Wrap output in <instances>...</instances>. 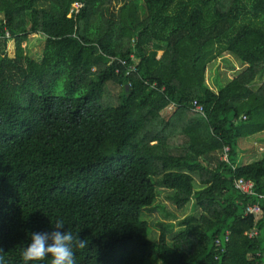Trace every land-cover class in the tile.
I'll return each instance as SVG.
<instances>
[{
	"label": "trees",
	"instance_id": "obj_1",
	"mask_svg": "<svg viewBox=\"0 0 264 264\" xmlns=\"http://www.w3.org/2000/svg\"><path fill=\"white\" fill-rule=\"evenodd\" d=\"M119 1L0 0V264L58 219L76 264H264V154L238 162L264 135V0ZM223 53L243 69L213 91ZM157 188L192 214L159 222Z\"/></svg>",
	"mask_w": 264,
	"mask_h": 264
},
{
	"label": "rangeland",
	"instance_id": "obj_2",
	"mask_svg": "<svg viewBox=\"0 0 264 264\" xmlns=\"http://www.w3.org/2000/svg\"><path fill=\"white\" fill-rule=\"evenodd\" d=\"M119 1V0H117ZM119 2H116V4H119ZM1 16V15H0ZM13 44L14 41H13ZM26 46V44L24 45V47ZM12 51V52H11ZM5 52H8V56H12L15 53V46H13V49L10 50L9 48V44L5 49ZM239 60L237 58H235L234 56H231L227 53H223L221 56L217 57L216 59L212 60L208 66H207V70H206V74H205V83L206 85L213 91H215L217 89V86L215 84V78L218 77L219 80H222L224 82H227L228 80H231L233 78H235L236 76H238L240 74V70L243 69L242 66H240L238 63ZM242 67V68H241ZM174 112V108H169L166 110V112L163 114L165 117L170 116L172 113ZM260 141V140H259ZM247 144V145H245ZM243 147L246 148V151L251 153V155H249V157L247 155H244V158H242V162L241 164H246V163H252L257 161L258 159L262 158L263 154H264V144L261 143V146L259 147H254L251 146V144L249 143V141H246L243 143L242 145ZM241 147V146H240ZM254 147V148H253ZM244 154V153H243ZM156 193H157V204H156V211H154L152 213L153 216L156 217L157 220H159V222L164 223V224H174L176 222L181 221L184 217L189 216L192 214V212L190 211V207H187L186 209L183 210V212L178 213L175 211L174 207L172 206V204H170V202H168L167 199V193H164L163 189H156ZM158 197H161L158 200ZM162 207H165V209H167L168 211H170L171 213H173L174 215H177V218L179 219L178 221H171L168 218H166L164 215L165 213L162 212ZM150 215V216H152ZM177 227V225L175 226Z\"/></svg>",
	"mask_w": 264,
	"mask_h": 264
},
{
	"label": "clouds",
	"instance_id": "obj_3",
	"mask_svg": "<svg viewBox=\"0 0 264 264\" xmlns=\"http://www.w3.org/2000/svg\"><path fill=\"white\" fill-rule=\"evenodd\" d=\"M125 87L128 88V84H125ZM51 226L52 231L31 234L30 242L22 249L21 253L24 264H29V262L36 264L46 258H50V264H76L74 249H83L86 246V241L79 238V235L74 236L72 232L64 231L63 220L58 219ZM2 251L0 249V252ZM2 259L0 257V260Z\"/></svg>",
	"mask_w": 264,
	"mask_h": 264
},
{
	"label": "built area",
	"instance_id": "obj_4",
	"mask_svg": "<svg viewBox=\"0 0 264 264\" xmlns=\"http://www.w3.org/2000/svg\"><path fill=\"white\" fill-rule=\"evenodd\" d=\"M84 6L83 2H74L72 4V7L70 9V13H69V17H72L76 14L79 13V11L81 10V8ZM2 16H0L1 18ZM6 38H10V34L9 32H6ZM119 61V63L121 64H126L125 61H123L122 59H119V58H115ZM130 70H134L135 69V65H131L129 66ZM191 109V112L193 113H197V114H203V108L201 105H199L197 102H193L192 103V107L190 108ZM230 152V148H226L224 149V156H223V161H227V157H228V154ZM255 181H253L252 179H246L244 177H240L239 179H237L234 183V187L236 189H239L243 194H246V195H255L257 194V191L255 189ZM260 197H263V195H260ZM262 213V208H261V205H260V202L259 201H256V202H252V204H248L246 206V209H245V215L249 216V215H252V216H260ZM258 234V231L257 230H253L249 236L250 237H253V236H256ZM228 237H229V233H227V238L226 240H228ZM217 244L219 245L220 242L219 240L217 239L216 240Z\"/></svg>",
	"mask_w": 264,
	"mask_h": 264
},
{
	"label": "crops",
	"instance_id": "obj_5",
	"mask_svg": "<svg viewBox=\"0 0 264 264\" xmlns=\"http://www.w3.org/2000/svg\"><path fill=\"white\" fill-rule=\"evenodd\" d=\"M174 113V112H173ZM260 140V141H259ZM246 141H249V143L251 144V146H254V147H259V146H261V143L264 141V135L261 133V134H259V135H257V136H252V137H249V138H247V139H245V140H243L242 142H241V144H240V149H239V151H238V154H239V163L241 164V162H242V158H244V155H247L248 157H249V155H251V153H249V152H247L246 151V148L245 147H243L242 145H243V143L244 142H246ZM245 145H247V144H245ZM253 147V148H254ZM244 153V154H243ZM246 164H248V163H246Z\"/></svg>",
	"mask_w": 264,
	"mask_h": 264
},
{
	"label": "water",
	"instance_id": "obj_6",
	"mask_svg": "<svg viewBox=\"0 0 264 264\" xmlns=\"http://www.w3.org/2000/svg\"><path fill=\"white\" fill-rule=\"evenodd\" d=\"M127 88V87H126Z\"/></svg>",
	"mask_w": 264,
	"mask_h": 264
}]
</instances>
